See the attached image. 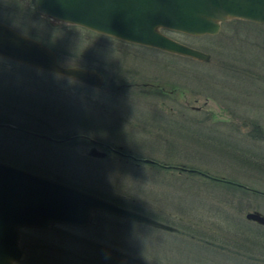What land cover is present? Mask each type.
Segmentation results:
<instances>
[{"label":"rangeland","instance_id":"1","mask_svg":"<svg viewBox=\"0 0 264 264\" xmlns=\"http://www.w3.org/2000/svg\"><path fill=\"white\" fill-rule=\"evenodd\" d=\"M0 20L53 47L62 63L116 70L118 76L138 73L143 55L149 62L139 72L174 81L180 99L185 95L190 104L201 105L191 110L198 120L186 123L179 113L148 106L157 93L133 87L110 92L0 57V122L59 137L94 133L162 165L113 152L94 158L86 154L91 144L85 138L55 141L6 126H0V160L171 225L189 218L215 239L218 225L227 224L226 213L249 229L234 226L236 236L245 238L241 243L208 245L223 252L214 255L177 242L188 236L100 210L84 227L22 228L26 256L16 264H138L139 259L140 264H264V258H253L257 249L247 240L255 230L264 234V225L243 216L252 209L264 214V22L230 18L214 34L164 31L207 52L203 61L140 51L136 44L77 24H51L35 10L34 0H0ZM138 119L152 123L159 134L138 133L131 127Z\"/></svg>","mask_w":264,"mask_h":264},{"label":"water","instance_id":"2","mask_svg":"<svg viewBox=\"0 0 264 264\" xmlns=\"http://www.w3.org/2000/svg\"><path fill=\"white\" fill-rule=\"evenodd\" d=\"M34 8L51 24H78L122 40L203 61L209 58L207 52L180 42L160 29L201 35L215 33L220 22L230 18L264 22V0H34ZM0 57L95 87L103 82L97 67L62 63L53 47L2 21ZM0 126L10 124L0 123ZM88 154L101 157L104 152L91 146ZM100 210L159 229L176 230L171 224L108 198L0 160V264H16L25 258L26 252L20 245L22 228H50L57 223L84 227ZM243 216L264 225V214L259 210H247Z\"/></svg>","mask_w":264,"mask_h":264},{"label":"flooded vegetation","instance_id":"3","mask_svg":"<svg viewBox=\"0 0 264 264\" xmlns=\"http://www.w3.org/2000/svg\"><path fill=\"white\" fill-rule=\"evenodd\" d=\"M160 30L163 33H165L164 31L166 29L161 28ZM211 34H214V33H211ZM124 41H126V40H124ZM126 42L138 45V50H140V51L141 50H149V49H152V50H155V51H157V50L160 51L161 50V51H165L167 53L168 52L169 53H173L174 55L176 54V55H178L180 57H185L186 59L187 58L188 59L191 58L189 56H185V55L177 54V53H174V52L166 51V50H163V49H160V48H157V47H154V46H150V45L134 43V42H130V41H126ZM142 57H143V55L142 56H138V73L130 72V73H125L124 75H122V74L119 75L118 74V76H117L116 70H114V73H111L110 71L109 72H106V71L102 72L99 69L102 72L103 82L98 87H100V86L105 87V89H107L110 92H117L119 90L125 91V89L127 90V88H128V90H129V89H131L133 87L138 92H142V91L146 92L145 94H147V95H148V93L149 94H156L157 93V95H156L157 99H155V102L153 100V97H151L152 98L151 100H153V101H151L150 103H152V104H150L148 106L152 107V106H156L157 105V106L161 107V109H159V111H161L163 113H166V112L167 113H176V114L179 113V115H180L179 117H181L182 119H185L186 123L190 122L191 120H198L197 119L198 117H196V116L192 117L191 116V110L197 111V110H199L201 105L195 106V105L190 104L189 97H186L185 95L182 96V98L180 99L179 98V94L176 93L178 91L177 90L178 86H177L176 83H174V81H168V82H164L163 81V82H161V81L156 80L154 77H150L147 74L145 75V73L139 72V71H142V68L145 66L144 63L148 64V62H149V61L148 62H144L142 60ZM118 68H121V67L118 66ZM77 82L85 84V85H88V84L80 82V81H77ZM89 86H91V85H89ZM93 87H95V86H93ZM149 91H152V92H149ZM164 93H166V94H164ZM153 103L155 105H153ZM0 123H8V124H10V126H6V127L11 128V129H16L18 131L27 132L25 130H28V131L41 133L39 131H35V130L29 129V128L23 127V126H18V125L9 123V122H0ZM131 124L134 125V126H131V127L134 128V129H137L138 133L148 132L151 135L159 134L153 128L152 123H150L148 121H144L142 119H138V122H131ZM27 133H29V132H27ZM30 134H33V133H30ZM34 135H36V134H34ZM44 135L48 136V137H44V138H47V139H50V140H55V141H66V140L71 139L74 136L85 138V140H87L91 144L89 146V148L91 146H94L98 150L104 152L103 156L96 157V156L88 154V151H89V148H88L86 154L91 156V157H94V158H105V157H107L109 152H113V153H115V154H117V155H119V156H121L123 158L126 157L127 159H133L135 161H139V160L144 161L143 159L147 158L150 161H144V162H149V163L151 162V163H154V164H157V165L161 164L158 160L152 158L151 156L136 154L131 149H127L126 147H124L120 142L113 141V140H107L105 138L99 137L98 135H96L94 133H90V134H85V133L84 134L83 133H81V134H70V135H63V136H60V137L56 136V135L46 134V133ZM39 137H41V136H39ZM178 166H180V165H178ZM181 166H184V165H181ZM175 168H177V167H175ZM178 169H180V168H178ZM181 170H183V169H181ZM201 173L204 174L203 172H201Z\"/></svg>","mask_w":264,"mask_h":264},{"label":"trees","instance_id":"4","mask_svg":"<svg viewBox=\"0 0 264 264\" xmlns=\"http://www.w3.org/2000/svg\"><path fill=\"white\" fill-rule=\"evenodd\" d=\"M245 21H250V20H245ZM0 159H1V155H0ZM219 180H222V179H219ZM225 215H226L225 223H227V224H224L225 227L224 226L220 227L218 225V227L220 229V232L218 233V236L216 235L217 236L216 237L217 240L215 239L214 233L207 232L206 230H202L201 229L202 225H200L197 222L190 221L189 218L185 222H181L180 221L178 223H172V225L176 228V230L175 231H171V232L177 233V234L182 235L184 237L188 236L190 238L189 239V238H186V237L185 238L177 237V242L178 243H181V244H184V245L191 244V246H194L196 250H203V251H206L208 253L211 252L214 255H215V253L218 252L219 255H220L221 253L223 254V252H221V250L213 249V247H208V245L211 246V245H214V244L218 243L221 246H223V245L227 246V244H236V243L238 244V243H241V240L244 237L242 236L243 237L242 238V237L236 236V235H239V234L235 233L234 226L238 227L239 230H241V231L249 230L248 228L246 229L247 226L245 227L244 225H242V224H240L238 222H235V220H233V217L232 218L231 217L227 218L228 217L227 213ZM228 224H230V225H228ZM256 224H258V223H256ZM53 225H56V224H53ZM261 228L264 229V226H261ZM157 229H159V228H157ZM160 230H162V229H160ZM165 231H168V230H165ZM243 233L244 232H241V234H243ZM260 233H262V231H260V229L255 230L254 237L253 238H247V240H249V243L251 244V246L257 249L256 250L257 254H254V255L252 254L254 259L264 258V234H260ZM191 238H194V240H192ZM174 239L175 238L173 237V240ZM20 243L22 244V246H24L21 238H20ZM210 243H212V244H210ZM85 251L88 252L87 249ZM109 251H111V250H109ZM28 252H29V250H28ZM110 253L113 254L112 251ZM258 253H259V255H258ZM260 255H262V256H260ZM114 256H117V255H114ZM118 256H120V255H118ZM191 256H192V258H195L194 254H192ZM141 257H146V256L140 255V258ZM129 261L131 263H133V259L132 258H129ZM119 262L122 263V260H119ZM141 262L142 261L139 259L138 260V264H140Z\"/></svg>","mask_w":264,"mask_h":264}]
</instances>
